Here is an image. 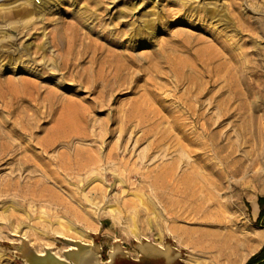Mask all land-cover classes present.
Masks as SVG:
<instances>
[{"label":"rangeland","instance_id":"1","mask_svg":"<svg viewBox=\"0 0 264 264\" xmlns=\"http://www.w3.org/2000/svg\"><path fill=\"white\" fill-rule=\"evenodd\" d=\"M63 112L64 135L42 150ZM4 144L0 188L20 185L0 190V264H26L22 238L63 250L56 230L99 243L102 261L116 245L138 257L146 239L186 261L179 228L236 236L243 264L264 245V0H0ZM108 204L115 220L90 218Z\"/></svg>","mask_w":264,"mask_h":264},{"label":"bare ground","instance_id":"2","mask_svg":"<svg viewBox=\"0 0 264 264\" xmlns=\"http://www.w3.org/2000/svg\"><path fill=\"white\" fill-rule=\"evenodd\" d=\"M43 2V1H42ZM20 13V15H22V12H18V14ZM159 68V67H158ZM127 69V68H126ZM159 71V70H158ZM157 72V71H156ZM180 81V80H179ZM189 84V83H188ZM207 85V84H206ZM179 86V85H178ZM51 96V95H49ZM157 96V94H156ZM3 97V96H1ZM50 98V97H49ZM46 99V98H45ZM154 99V98H153ZM200 99V98H199ZM193 100V99H192ZM180 101V99H179ZM203 103V102H202ZM178 104V103H177ZM153 107V106H152ZM185 108V107H184ZM69 110V109H68ZM67 110V111H68ZM70 112V111H69ZM149 112V111H148ZM193 112V111H192ZM204 112V111H203ZM152 113V112H151ZM131 114V113H130ZM133 114V113H132ZM131 114V115H132ZM150 114V113H149ZM177 114V113H176ZM194 114V113H192ZM192 114H190V116L192 117ZM63 117L60 121L57 122V126L55 127L56 129H53L51 131V134L46 137L44 140L41 139L40 141H38L39 146L42 150H47L49 147H51L54 142H59L61 139V136L64 135L63 134V126H64V120L65 119V113L63 112ZM67 115V114H66ZM71 115V114H70ZM68 116V115H67ZM150 116V115H149ZM127 117V116H126ZM197 117V116H196ZM68 119V118H67ZM71 119V118H70ZM208 119V118H207ZM132 120V119H131ZM140 120V119H139ZM129 121V120H127ZM143 121V120H142ZM196 121V119H195ZM198 121V120H197ZM6 122V121H5ZM144 122V121H143ZM20 124V123H19ZM31 125V124H30ZM204 126V125H203ZM183 127V126H182ZM22 128V127H21ZM28 129V128H26ZM16 130V129H15ZM24 130L25 128L23 127L22 129H20V132ZM19 131V130H18ZM177 131V130H176ZM184 132V131H183ZM16 133V132H15ZM145 133V132H144ZM7 134V133H6ZM18 137V136H17ZM142 137V136H141ZM140 137V138H141ZM139 138V137H138ZM137 138V139H138ZM192 140V139H191ZM194 142V141H193ZM189 144V143H188ZM215 144V143H214ZM30 145V144H29ZM32 145V144H31ZM167 145V144H166ZM195 146V145H194ZM15 147V146H14ZM27 147V146H26ZM30 147V146H28ZM184 147V145H183ZM193 147V146H192ZM19 148V147H18ZM186 148V147H185ZM10 147L7 144H4L3 146L0 147V155H4L7 152H9ZM30 148H24L23 149V154H22V159L21 161L23 162V164H25V166H29L32 164V162H34L35 160V156L34 154H27V152H29ZM163 150V149H162ZM167 150V149H166ZM195 151V150H194ZM166 152V151H165ZM164 152V153H165ZM188 152V151H187ZM192 152V151H191ZM22 153V152H21ZM31 153V152H30ZM194 154V153H193ZM154 158V156H152ZM198 159V158H197ZM200 159V158H199ZM190 160V159H189ZM204 162V161H203ZM97 163V159L96 158H89L86 160V164L84 166L85 167H94ZM76 166V165H75ZM181 166V165H180ZM189 166V165H188ZM80 167V166H79ZM175 167V166H174ZM187 167V166H186ZM83 168V167H81ZM180 169V168H179ZM188 171V170H187ZM224 171V170H223ZM168 172V171H167ZM189 172V171H188ZM19 173V172H18ZM186 173V172H185ZM218 175L217 177L222 178V175H220V171L216 172ZM179 174V173H178ZM212 174V173H211ZM18 176V174H15ZM21 175V174H20ZM177 175V174H176ZM28 177L25 178L24 183H23V187H26L27 190L24 192L26 197H29L30 193L31 195H33L34 191L30 190L28 188H30L31 186H33L34 181H30L29 179L31 178L29 175H27ZM175 176V175H174ZM19 177V176H18ZM166 177V176H165ZM167 178V177H166ZM220 178V179H221ZM147 179V178H146ZM172 179V178H171ZM179 179V178H178ZM219 179V178H218ZM148 180V179H147ZM180 180V179H179ZM182 180V179H181ZM189 180V179H188ZM229 180V179H228ZM121 181V180H120ZM153 182V181H151ZM155 182V181H154ZM183 182V181H182ZM181 182V183H182ZM220 182V181H219ZM219 182L217 187L219 186ZM236 184V183H235ZM20 184L19 182H17V180H15L14 177L12 178H8L7 182L3 183V187L0 188V190H3V192H10V189L14 186V187H18ZM172 185V184H171ZM12 186V187H11ZM177 186V185H176ZM182 186V184H181ZM174 187V186H173ZM179 187V186H178ZM176 187V189L178 188ZM108 187H105V192L108 190ZM185 188V187H184ZM16 189V188H15ZM107 189V190H106ZM219 189V187L217 188ZM25 190V189H24ZM179 190V189H177ZM16 191V190H15ZM180 191V190H179ZM182 191V188H181ZM223 191V190H222ZM1 192V191H0ZM4 192V193H5ZM104 192V196L103 199L107 200L106 193ZM183 192V191H182ZM7 194V193H6ZM178 194V193H177ZM194 194V193H193ZM223 194V193H222ZM87 195V194H86ZM186 195V194H185ZM191 195V194H190ZM23 197V195H21ZM88 196V195H87ZM204 196V195H203ZM102 197V196H101ZM161 197V196H159ZM164 197V196H162ZM161 197V198H162ZM179 197V196H178ZM177 197V198H178ZM181 199L183 198V196H180ZM193 197V196H191ZM197 197V196H196ZM202 197V196H201ZM200 197V198H201ZM221 197V196H220ZM96 198V197H95ZM184 198L187 199L186 196H184ZM183 198V199H184ZM195 198V197H193ZM199 198V197H198ZM91 200V197L89 198ZM164 199V198H163ZM190 199V197H189ZM202 199V198H201ZM200 199V200H201ZM29 200V199H28ZM101 200V198H100ZM166 200V199H165ZM179 200V199H178ZM185 200V199H184ZM192 200V199H191ZM203 201H212V203L214 202L215 204H219L220 200L218 199V195H216V193H209L208 196L203 197L202 199ZM92 201V200H91ZM188 201V200H187ZM194 201V200H193ZM180 202V200H179ZM182 202L184 203V201L182 200ZM189 202V201H188ZM195 202V201H194ZM201 202V201H200ZM176 203V202H175ZM190 203V202H189ZM172 204V203H171ZM193 205V204H192ZM175 206V204H174ZM193 207V206H192ZM195 207V206H194ZM199 207V206H198ZM102 210H98L96 212H94V216L90 217L93 219H98L100 218L101 215L104 216H108L110 217L112 220H115L116 217V212L117 210H115V208L111 205H103V207H101ZM164 209V208H163ZM162 209V210H163ZM187 209V208H186ZM161 210V211H162ZM166 212V209H164ZM173 210V209H172ZM192 210V209H191ZM196 214H198L199 216H202L203 219H207V214L210 213L209 208H196L194 210ZM254 212H257V207L255 206L254 208ZM118 213V212H117ZM183 214V213H182ZM92 216V215H91ZM118 216V215H117ZM179 216V215H178ZM201 218V219H202ZM35 220V219H34ZM93 221V220H92ZM96 221V220H95ZM61 222V221H58ZM100 223V222H99ZM137 225V224H136ZM58 226V225H57ZM59 227V226H58ZM60 228V227H59ZM66 228V227H65ZM67 229V228H66ZM68 231V230H67ZM72 231V230H71ZM74 231L77 232V234L79 233L78 228H74ZM173 231V235L169 234V236L172 238L173 240V236L174 237H178V241L179 242H184L186 243L188 246L191 247V250H193L192 252H190L188 254V257L186 258V262L188 264H222V262H224L225 260H230L231 259V264H240V259L243 258L244 256L239 254V247L241 246L239 243V239L236 238V236L231 237L229 234H220V233H215V232H211V233H197V232H192V231H186L183 230L182 228L178 229V230H172ZM91 233V232H90ZM171 233V232H170ZM55 234H58V236L62 239H72L64 235V232L61 230H56ZM134 234L137 235V231L134 229ZM74 241H80L79 239H72ZM81 242V241H80ZM66 245V247L59 251V250H52L50 244L44 246L42 249L36 250L35 247L28 242V245L32 246V248L34 249V251L36 253H38L39 255H43L45 252V249H50L55 256L61 258V259H66V257L63 255L64 252H69V258L66 259L69 261L70 264H113L117 261L118 259V253L120 252L119 246H113L109 252H108V258L106 260H104L103 262H100L99 259L97 258L98 256V246H96L94 244V242H89L88 245H91L90 247H86L83 249H81L82 247H79V245H77V243L73 242V243H66L64 242ZM155 245L151 242H149L147 239L146 240H138L137 243V248L139 249L140 253L144 254V255H159L160 257H163V259L166 262L172 261L177 259L178 257L181 256L182 254V250L185 248L178 246L176 248H173L170 246V244L166 243H160ZM158 253V254H157ZM244 259V258H243ZM240 260V261H239Z\"/></svg>","mask_w":264,"mask_h":264},{"label":"water","instance_id":"3","mask_svg":"<svg viewBox=\"0 0 264 264\" xmlns=\"http://www.w3.org/2000/svg\"><path fill=\"white\" fill-rule=\"evenodd\" d=\"M66 243H77L79 247H82L81 249L84 250L86 247H90L91 245H88V243L80 242V241H74L72 239H62ZM96 246H98V256L100 262H103L100 258V253L102 251L101 246L99 243L94 242ZM19 255L22 257L26 264H70L68 260L69 258V252H64L63 255L66 257V259H61L54 255V253L50 249H45V252L43 255H39L34 251L32 246L28 245V241L24 238H22L21 243L19 245ZM101 264V263H100ZM114 264V263H113Z\"/></svg>","mask_w":264,"mask_h":264},{"label":"crops","instance_id":"4","mask_svg":"<svg viewBox=\"0 0 264 264\" xmlns=\"http://www.w3.org/2000/svg\"><path fill=\"white\" fill-rule=\"evenodd\" d=\"M245 262L246 261H244L243 264H245ZM114 264H188V263L181 256L175 260L166 262L163 259V257H160L159 255H150L149 256V255H144V254L139 252L138 257H127V254L122 255V251H120L118 253V259Z\"/></svg>","mask_w":264,"mask_h":264},{"label":"trees","instance_id":"5","mask_svg":"<svg viewBox=\"0 0 264 264\" xmlns=\"http://www.w3.org/2000/svg\"><path fill=\"white\" fill-rule=\"evenodd\" d=\"M257 205L259 207L256 218V223L264 225V196L257 198ZM245 264H264V245L260 249L252 254L245 262Z\"/></svg>","mask_w":264,"mask_h":264}]
</instances>
